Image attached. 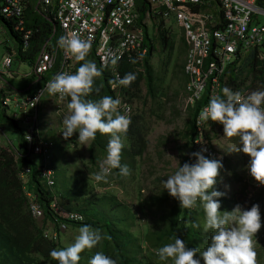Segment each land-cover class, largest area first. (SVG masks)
<instances>
[{"label": "built area", "instance_id": "2783aa9c", "mask_svg": "<svg viewBox=\"0 0 264 264\" xmlns=\"http://www.w3.org/2000/svg\"><path fill=\"white\" fill-rule=\"evenodd\" d=\"M32 1L38 12L53 19L57 26L54 38L42 47L32 65V73L28 74L34 76L37 82L45 80V74L50 70L51 80L59 72L75 71L79 60L57 44L58 37L69 33H76L90 42L86 54H93L99 66L108 69L114 76L116 84L122 78L120 62H128L136 71L144 72L149 49L145 43L147 36L150 37V28L155 32L160 28L168 30L173 16L186 44L183 67L186 79L183 103L186 109L194 107L206 94L208 99L219 95L222 77L228 66L247 51L256 50L262 80L257 84L248 82L238 92L243 96L264 88V0H142L146 7L138 5L137 0ZM30 3V0H0V17L11 22L13 30L22 35L25 48H28L32 33L25 27V9ZM12 62V55L4 56V67H10ZM45 84L38 85L33 92H17L13 99L8 95L16 92L11 90L0 95L1 106L6 108L13 103L20 110V114L14 111L10 116L23 128L27 144L24 153L25 148L17 149L11 141L5 143L0 137V146L12 153L15 160L24 154L41 156V164H38L40 180L43 186L51 189L56 184V172L50 164L56 141L44 138L40 129V104L48 92ZM53 95L57 111L63 108L60 104L70 98L65 96L60 99L58 94ZM118 109L130 119L132 106L129 102L121 100ZM208 122L197 125L195 119L194 144L199 150L206 149L204 155L214 158L217 152L205 136ZM62 127L61 124L56 131L57 137L71 144V138L62 137ZM30 172V167L19 170L25 183ZM24 189L28 208L43 227L44 236L56 241L61 228L67 227L66 223L60 222L58 217L55 221L47 218L35 192L28 190L26 185ZM50 208L60 217L83 219L80 213L64 209L55 195L51 198Z\"/></svg>", "mask_w": 264, "mask_h": 264}, {"label": "rangeland", "instance_id": "374dc122", "mask_svg": "<svg viewBox=\"0 0 264 264\" xmlns=\"http://www.w3.org/2000/svg\"><path fill=\"white\" fill-rule=\"evenodd\" d=\"M166 34L168 43L165 45L162 42L159 31L155 32L152 27L150 28V37L154 44V50L150 59L153 93H148L145 80L142 79L139 97L130 101L132 115L141 113L146 119L148 124L146 132L148 144L142 156H137L130 163H126L129 169L127 176H121L118 170L112 169L105 179L97 181L95 174L98 172L104 158L98 159L99 161L97 160L99 166L91 162L88 148L92 140L88 142L87 146L80 145L76 138L77 133L74 132L73 136L70 137L71 144H73L71 146V144L57 137L56 131L62 124L64 116L69 112L67 104L70 98L60 104L63 108L60 107L59 111L56 109L57 101L55 100V96L49 94V92L43 96L40 104L41 134L44 138L49 137L54 139L57 144V148L52 153L50 164L54 167L57 166L58 170L65 169L66 178L69 179V183L73 184L75 182L77 186L87 188L88 196H91V194L98 196L103 194L107 196L112 195L118 201L124 203L134 214V217L129 219V222H132L130 229L141 240L145 235L146 229H157L160 227L162 218L167 214L171 203V201L166 200L164 204L159 201L157 205H150L147 204L148 198L150 196L161 198L162 193L167 192L166 189H163L161 180L166 179V176L175 170L178 163L183 164L191 152L188 137L191 116L189 109H186L183 103L185 84L183 82L182 64L185 61L186 55L185 43L183 32L176 25L173 16H171V22L168 25V32ZM15 49V40L6 31L5 27L0 25V81H3L11 90L13 89L12 91L17 90L19 93H23L24 88L35 79L32 75H26L27 73H32L33 66L26 61L17 60ZM248 52L242 54L234 69L238 81L244 79L243 84L252 82L253 76V73L249 71L250 64L245 63L246 59L250 56V52ZM7 54L12 55L13 58L10 67L3 66V58ZM89 60L94 62L99 70L95 59ZM76 68L77 65L74 70ZM229 74L230 72L224 78V87L238 92L239 90L228 86L227 79ZM51 77L52 71L50 70L45 74V80L41 81V83L36 82V85H44L51 80ZM97 79L98 76L94 77L93 82H96ZM35 86H32L33 91L35 90ZM15 94L17 92L8 96L13 99ZM89 94L94 93L90 92ZM119 99L120 101L123 100L120 97ZM14 111L20 114V110L13 103H11L10 107H6V112L9 116ZM1 127L2 133H0V137L2 140L5 143L11 141L15 148L21 149L19 131L13 128L10 123L4 124ZM43 129L53 130V133L54 130L56 131L54 135H49ZM205 136L217 152V156L210 159H220L223 165L222 168L218 169L216 183L213 185L216 190L224 193L222 196L216 198L220 201L218 210H231L237 203L244 208L251 207L253 203L259 206L261 227L254 233L252 240L256 254L255 264H264V185L257 182L249 174L246 167L249 160L247 154L239 150L227 151L230 146L238 144L237 137H224L222 127L220 126L216 127V129L206 126ZM122 143L124 148L129 145L123 136ZM60 146L63 147L62 150L58 148ZM32 158L38 164H41V156L33 153ZM194 159L195 157H192V161ZM128 161L129 159L126 162ZM57 168L55 167L56 172ZM26 188L29 190L28 184H26ZM59 189L60 185L58 182L51 188L52 192H56L54 193L56 200H58L57 190ZM104 206H106L107 210L108 205L104 204ZM191 208L194 210V216L198 223L197 229L202 234L201 239L198 240L199 246H196V249L203 250L207 246L209 232L203 229L205 216L199 199ZM78 228L73 226L61 228L59 237L56 240L59 242L60 248L67 246L73 241ZM176 233L181 236L183 229L178 227ZM86 250L89 251L87 248ZM152 251L153 249L148 243H142V254L140 255L149 257ZM155 254L154 259L156 258L158 264H172L170 258L161 260L157 258V253ZM79 255L82 257L84 254L80 252ZM197 255L198 253L194 254V258ZM201 264H203L202 261Z\"/></svg>", "mask_w": 264, "mask_h": 264}, {"label": "trees", "instance_id": "16d2710c", "mask_svg": "<svg viewBox=\"0 0 264 264\" xmlns=\"http://www.w3.org/2000/svg\"><path fill=\"white\" fill-rule=\"evenodd\" d=\"M137 3L138 5L143 4L142 0H137ZM143 6L146 7L144 4ZM25 20V27L32 31L28 48L24 47L22 35L18 31L13 30L11 22L0 17V24L5 27L6 31L15 40L16 59L33 65L42 47L54 38L57 26L53 19L39 13L34 4H30L25 9ZM158 31L163 44L166 45L168 43L166 34L168 30L160 28ZM145 45L149 48L144 62L145 73L136 71L128 62L123 61L119 63V71L122 77L130 72L135 74V79L126 86L116 84L115 78L111 75L110 71L100 67L93 54H90V52L86 54L84 60L95 59L101 75H98V79L92 84V91L90 92L94 94H89V92L85 99L97 100L101 96L107 95L113 98L120 97L130 103L132 99L139 97L142 79L145 80L148 93L152 94L153 77L150 59L154 50V44L151 37L147 36ZM184 46L186 51V44ZM249 52L250 56L246 59L245 63L250 64L249 71L253 73L251 81L253 84H257V82L262 80L257 52L256 50ZM238 60L236 59V61L228 66L222 77L221 88L224 87V78L228 72H230L227 79L228 86L240 91L242 86L245 85L243 84L244 79L238 81L234 72ZM83 62V60H79L77 67ZM184 62L182 64V72L185 84ZM207 101L208 95L206 94L194 107L189 108L191 121L188 137L191 152L199 150L194 144L196 132L195 119L202 106L207 104ZM118 111L120 112L119 109ZM7 123H10L13 128L19 131V143L21 149L25 148L24 153H26L27 144L24 140L23 128L7 114L6 108L0 105V125L2 126ZM207 126H210L212 129H216L218 126L222 127L220 123L212 121H209ZM147 129L148 124L141 113L131 115L127 131L122 134L129 143L128 147L121 149L120 158L122 164H128L135 157L142 156L148 144V140L146 139ZM108 139L109 136L107 134L96 133L88 148L93 164L96 163L99 166L97 160L105 157ZM55 148H57V144ZM58 148L60 150L63 149L62 146ZM125 158L129 159V161L126 162L127 159ZM185 161L191 163L192 157L190 158L188 155ZM24 167L31 168V172L27 177V183H25V178H21L19 175V170ZM55 167L57 168V166ZM38 169V163L31 155L24 154L15 160L12 153L0 146V264H57V261L49 256V251L53 248L59 249V242L46 238L43 234V227L32 216L28 208L24 189L26 184H28L29 190L34 191L38 196V200L42 204L47 218L55 221L58 217L59 221L66 223L67 227H80L82 224H88L93 229L99 230L102 239L89 251L86 249L82 250L81 252L84 255L80 257L77 264H88L89 257L96 251L104 252L114 259L116 264H158L156 258L154 259L156 250L164 244L171 243L177 236L185 243L186 247L196 248V246H199L198 240L201 239L202 234L197 229L198 223L194 216V210L192 208L179 207L178 201L169 195L168 192H163L161 198L158 196H150L148 198L147 204L150 205H157L159 201L164 204L166 200L171 201V203L167 214L162 218L160 227L157 229H146L145 235L141 240L130 229L132 222H129V219L134 217L131 209H128L124 203L118 201L112 195L107 196L103 194L98 196L91 194V196H88L87 188L77 186L73 181V184L69 183V179L66 178L65 169L58 170L57 168V172L55 169L56 182L60 185V191L57 190L58 202L64 209L80 213L83 219L69 220L55 214L50 208V201L56 192H52L51 189L43 186ZM104 204L108 205L107 210ZM193 225L196 226L193 227ZM56 226L58 227V224ZM178 227L183 229L181 236L176 233ZM143 242L148 243L153 249L149 257L140 255L142 254ZM157 258L159 259L158 256Z\"/></svg>", "mask_w": 264, "mask_h": 264}, {"label": "clouds", "instance_id": "9594fccd", "mask_svg": "<svg viewBox=\"0 0 264 264\" xmlns=\"http://www.w3.org/2000/svg\"><path fill=\"white\" fill-rule=\"evenodd\" d=\"M57 44L66 53H72L76 60H83L74 72H59L45 84L49 94H58L60 99L70 97L69 109L62 120L61 135L70 138L77 133L80 145L87 146L97 132L108 134L106 155L99 166L95 179H105L110 170L117 169L121 176H127L129 169L121 163L120 153L123 147L122 134L127 131L130 119L118 111L119 98L101 96L97 100L85 99L92 91L93 78L99 75L94 62L84 60L90 47L87 39H81L76 33L61 35ZM135 79L134 73H126L118 80L127 85ZM221 94L209 97L201 108L196 124L208 121L222 125L224 137H237L238 144L227 151L239 150L249 156L247 170L260 184L264 185V88L253 90L246 95L222 87ZM206 149L189 153L195 159L179 164L175 170L161 180L163 189L174 197L179 207L191 208L197 199L204 210V231L209 232L207 246L203 250L186 247L177 236L171 243L156 250L161 260L171 259L172 264H255L253 248L254 233L261 227L259 206L253 203L244 208L239 203L231 210L220 211L219 199L224 193L216 190L218 169L222 168L220 159H210L203 155ZM227 187V185H226ZM196 225H193L195 227ZM101 239L99 230L88 224H82L73 241L65 247L49 251V256L57 264H77L79 253L93 248ZM198 253L194 258V254ZM88 264H116L115 260L104 252L96 251Z\"/></svg>", "mask_w": 264, "mask_h": 264}, {"label": "crops", "instance_id": "0c3cea01", "mask_svg": "<svg viewBox=\"0 0 264 264\" xmlns=\"http://www.w3.org/2000/svg\"><path fill=\"white\" fill-rule=\"evenodd\" d=\"M30 4H33V1L32 0H30ZM30 4H28V6L30 5ZM27 76H28V73L26 74ZM33 82H31L28 86H26L25 88H24V90L22 91L23 93H25V92H31V91H33L32 90V86H35L37 83V79H34V80H32ZM37 87V85L35 86V88ZM11 89L9 88V87H7L6 86V84L3 82V81H0V95L3 93V92H8V91H10ZM13 90V89H12ZM11 90V91H12ZM2 91V92H1ZM13 92H18L17 90H15V91H13ZM62 120V119H61ZM44 130V129H43ZM44 131H46L49 135L51 134V135H54L55 134V131L56 130H54V133H53V130H44ZM52 131V132H51ZM53 133V134H52ZM49 138V137H48ZM67 143V142H66Z\"/></svg>", "mask_w": 264, "mask_h": 264}]
</instances>
